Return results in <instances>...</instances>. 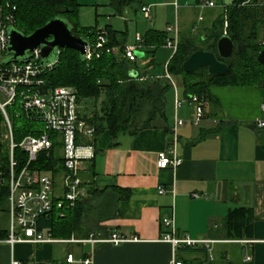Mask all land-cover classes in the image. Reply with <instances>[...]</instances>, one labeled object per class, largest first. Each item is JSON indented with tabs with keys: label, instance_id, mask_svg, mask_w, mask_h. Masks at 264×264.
<instances>
[{
	"label": "crops",
	"instance_id": "0c3cea01",
	"mask_svg": "<svg viewBox=\"0 0 264 264\" xmlns=\"http://www.w3.org/2000/svg\"><path fill=\"white\" fill-rule=\"evenodd\" d=\"M76 2L79 9L87 5L95 13H107L102 14L105 24L93 27L103 30L108 26L123 32L125 36L119 40L122 46L133 44L135 35L143 41L146 33L153 32L162 33L176 47L183 40L192 44L197 43L196 38L205 40L203 33L209 32L212 22L232 0ZM206 2L212 6H203ZM141 7L148 8V19L140 12ZM136 15L146 27L140 33L134 31L129 41L127 27L119 30L111 21ZM160 22L163 26L158 29ZM164 44L143 45L141 66L148 61L153 63V57H147L157 47L172 55ZM196 46L202 48L198 43ZM167 61L161 70H156L165 72ZM169 85L172 115L168 121L166 104L165 125L141 129L131 136L121 134L116 139L103 131L87 142L92 158L82 174L87 191L82 198L81 224L88 233L81 238L73 234L67 238L52 236L58 240H81L116 233L130 240L92 246L88 242H22L11 248L0 243V264H9L11 258L22 264H79L67 263V253L76 259L90 256L91 264H171L172 260L181 264H264V127L254 124L263 119L259 104L264 102V86L211 88L212 102L205 99L204 116L192 125L187 122L190 109L185 103L174 108V99L185 97L181 95L179 99L175 84ZM175 119L184 122L173 136L170 128ZM170 150L181 164L175 169H158L157 153ZM157 187H163L164 192L158 193ZM239 206L251 209V237L226 238L222 227L225 213ZM161 218L172 220L176 236L207 241L173 248L159 240L165 231ZM6 227L0 229V237ZM245 255L250 256L249 261L244 260Z\"/></svg>",
	"mask_w": 264,
	"mask_h": 264
},
{
	"label": "trees",
	"instance_id": "16d2710c",
	"mask_svg": "<svg viewBox=\"0 0 264 264\" xmlns=\"http://www.w3.org/2000/svg\"><path fill=\"white\" fill-rule=\"evenodd\" d=\"M0 8L5 15L12 17L11 27L25 36L55 18L65 21L71 33L87 44L93 43L96 36L103 35L106 43L97 57L92 56L86 61L76 52L62 49L56 63L42 75L46 85L71 87L79 100L93 101L94 109L89 121L95 128V136L107 131L111 138L116 139L121 134L131 136L141 129L165 125L164 97L170 85L163 77L164 72L156 70L150 61L141 66L143 61L129 63L118 54L114 56L104 52V49L112 48L121 52L123 46L119 40L125 36L123 32L113 31L108 26L103 30L80 27L76 0H0ZM261 32L264 41V0H232L212 22L207 38L197 42L202 48L188 40L177 43L165 65V72L169 77L177 78L183 97L196 96L211 102V88L263 87L264 70L255 60L257 53L264 50ZM223 34L233 44L231 57L224 61L227 71L223 76L210 77L204 69L194 74L183 73L182 64L189 54L196 50L213 53L215 41ZM164 43L162 33H146L143 39L144 46H161ZM12 123L15 141H18L17 133H29L26 123L14 119ZM163 127L167 131L166 126ZM2 135L0 116V172L6 170L7 164ZM17 155L14 151V156ZM40 161L37 164L40 168L49 167L52 163L44 162L42 158ZM5 193V187L0 186V206ZM83 212L84 202L78 200L73 207L63 210L62 216L53 209L38 218L37 224L39 228H48L53 237L67 238L71 234L85 237L88 229L81 224ZM252 220L249 207L229 208L222 223L223 236L229 239L251 237Z\"/></svg>",
	"mask_w": 264,
	"mask_h": 264
},
{
	"label": "built area",
	"instance_id": "2783aa9c",
	"mask_svg": "<svg viewBox=\"0 0 264 264\" xmlns=\"http://www.w3.org/2000/svg\"><path fill=\"white\" fill-rule=\"evenodd\" d=\"M211 7V3H203ZM140 12L145 19L149 18L147 7H141ZM12 25V17L5 15L0 8V58L5 56L7 46L6 30ZM167 32L170 28L166 29ZM106 43L103 35H98L95 41L87 44L83 59L88 61L92 56L97 57ZM165 47L175 51V43L165 40ZM142 38L135 35L131 45L123 46L121 52L117 49H104V52L118 56L129 63H135L141 58ZM59 51H57L58 55ZM55 60L41 66L39 48L28 53L23 62H9L0 64V116L3 129L2 139L7 153L6 170L0 172V186L5 187L7 203V227L0 243L9 248L16 243L27 242L41 244L45 242L67 241L95 243L108 242L117 244L130 240L111 233L104 238L89 236L87 239L77 240L69 238L58 240L52 238L48 228H39L37 219L49 214L53 209L59 216L63 210L74 206L86 195V184L82 174L86 170V163L92 158V148L89 142L93 139L95 128L90 123L89 115L80 109V103L73 88L67 86L50 87L44 82L42 75L51 69ZM164 78L172 84L170 77L164 72ZM185 103L190 109L187 120L197 125L203 118L207 107L204 98L188 96L185 99H174V108ZM259 111L263 119L255 120L258 128L264 127V102L259 104ZM22 121L27 125V131L17 133L15 141L12 120ZM182 120L175 119L170 128L173 136L176 129L183 125ZM14 151L18 153L14 156ZM42 156V157H40ZM52 161L49 167L40 168V159ZM181 160L174 156L173 150L157 153L156 166L158 169H175ZM41 166V165H40ZM158 193H163V187H157ZM161 225L165 231L159 238L171 247L194 246L207 240L189 238L187 235L176 236L170 218H161ZM250 260L249 255L244 256ZM67 263L91 264V257L74 258L71 253L65 255ZM9 264H22L11 258ZM171 264H181L171 261Z\"/></svg>",
	"mask_w": 264,
	"mask_h": 264
},
{
	"label": "water",
	"instance_id": "95a60500",
	"mask_svg": "<svg viewBox=\"0 0 264 264\" xmlns=\"http://www.w3.org/2000/svg\"><path fill=\"white\" fill-rule=\"evenodd\" d=\"M7 46L5 56L0 58V64L9 62H23L28 53L39 48L41 66L53 62L57 51L68 49L76 52L83 58L87 42L71 33L68 24L58 18L52 19L42 27L34 30L29 35H22L12 27L7 28ZM205 37L202 36L201 39ZM233 52L231 40L222 35L214 43V52L196 50L188 55L182 64V71L185 74H194L204 69L210 77L223 76L227 71L224 61L228 60ZM141 54H137L139 58ZM256 63L264 70V50L256 55ZM134 77V73H131Z\"/></svg>",
	"mask_w": 264,
	"mask_h": 264
},
{
	"label": "rangeland",
	"instance_id": "374dc122",
	"mask_svg": "<svg viewBox=\"0 0 264 264\" xmlns=\"http://www.w3.org/2000/svg\"><path fill=\"white\" fill-rule=\"evenodd\" d=\"M96 14H98L100 16H97ZM102 14L106 15L107 13H100L99 11L97 13H95L94 10L92 9V7L84 5L82 8L78 9L77 22H78L80 27H84V28H89V27H93L96 25L97 26H103L106 21L103 20ZM133 19L135 21H133ZM124 20H126V22H124ZM111 22L119 30H125V28L127 27L128 32H129V41H130L131 37L133 36L134 31H137L138 33H140L146 27L144 21L141 19V17L139 15H136L135 17L129 16V17H126L125 19H120L119 17H117L116 20L111 21ZM171 23L172 22H170V24ZM162 24H163V22L158 23V25H157L159 27L158 29L162 28V26H163ZM203 34L207 38L208 32L203 33ZM260 41L264 42L262 40V32L260 33ZM196 42H200L199 39L196 38ZM170 55H171L170 51L157 47V48H155L154 51H152V55H148L147 59H149V57L152 56L154 66L156 67V69L159 68V70H161L162 64H164L168 60ZM171 78H172V82L176 86V91H177V94L179 96V99H182L181 93H180L181 90L179 88V81L175 77H171ZM164 98H165V102L167 104V112H166L167 120L169 121V119L172 115V107H171V105H172V89L171 88H169V90L165 94ZM80 109L82 111H85L86 115L90 116L91 115L90 113H92V111L94 109L93 101L83 99L80 103ZM1 127H2V124H1ZM6 209H7V203L3 202L2 205L0 206V229L7 226V214L5 212Z\"/></svg>",
	"mask_w": 264,
	"mask_h": 264
}]
</instances>
